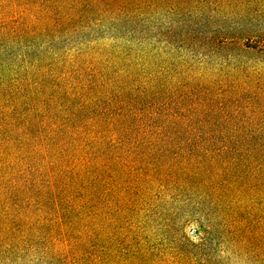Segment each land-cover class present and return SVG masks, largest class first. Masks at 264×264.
I'll return each mask as SVG.
<instances>
[{
	"label": "trees",
	"instance_id": "16d2710c",
	"mask_svg": "<svg viewBox=\"0 0 264 264\" xmlns=\"http://www.w3.org/2000/svg\"><path fill=\"white\" fill-rule=\"evenodd\" d=\"M262 9L0 0V264H264Z\"/></svg>",
	"mask_w": 264,
	"mask_h": 264
},
{
	"label": "rangeland",
	"instance_id": "374dc122",
	"mask_svg": "<svg viewBox=\"0 0 264 264\" xmlns=\"http://www.w3.org/2000/svg\"><path fill=\"white\" fill-rule=\"evenodd\" d=\"M262 12H264V10L262 9V11H261V13H260V16H259V19H260V25H263V23H264V15H262ZM261 27H263V26H261ZM178 49V48H177ZM176 53H175V56H177L178 54H182V55H186L188 58L191 56V54H190V50H189V47H186L185 49H178V51H175ZM239 52V51H238ZM221 53L223 54V55H228L229 53H237V50H236V48L235 47H233V46H226V47H224V48H221ZM171 54H173V52H171ZM172 56H174V54L172 55ZM248 56H249V59L251 60V61H254V60H256V59H260L261 61H262V53H258V52H252V53H250V54H248ZM195 57V56H194ZM194 57H190V58H192V59H194ZM196 58H197V56H196ZM214 61H217V60H215V56L212 58ZM210 63V62H209ZM208 63V64H209ZM203 67H205V64L204 65H202ZM187 235L191 238V239H193L194 238V232H192V230H188V232H187Z\"/></svg>",
	"mask_w": 264,
	"mask_h": 264
}]
</instances>
